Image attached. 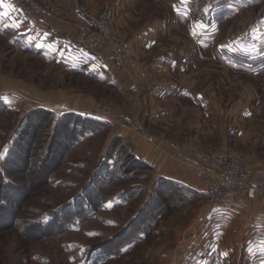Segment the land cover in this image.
<instances>
[{"label": "rangeland", "instance_id": "1", "mask_svg": "<svg viewBox=\"0 0 264 264\" xmlns=\"http://www.w3.org/2000/svg\"><path fill=\"white\" fill-rule=\"evenodd\" d=\"M5 1L30 18L74 26L75 45L95 54L97 60L103 58L113 64L120 78L113 72L104 74L103 70L88 68L91 62H86L88 65L81 66L79 71L64 68L51 54L33 53L0 25V94L9 101V111L3 113L0 110V169L5 172L4 182L19 184V179L28 175V171L16 173L22 167L20 156L23 159L26 155L29 161L35 164L42 161L43 164L39 146H33L27 154L26 146L16 147L14 154L20 163L5 164L8 150L18 132L27 126L25 119L31 112L44 110L51 113L50 120L37 119L29 126L34 128L32 132L39 140L46 139L44 145L52 139L54 154L66 150L67 141L73 134L69 124L60 121L66 114H76L67 109L66 103L72 106L73 99H79L82 103L76 106L77 115L89 117L88 120L93 119V122L100 121L81 138H70L73 144L65 151L59 168L47 184L41 183L27 195L18 192L17 197L28 196L22 204L14 205V209H19L18 217L30 221L32 217L62 208L87 185H93V177L104 183L103 188L97 186L102 204L92 217L60 236L25 235L20 228H6L7 217L0 215V264H264V260H258L254 248L245 249L247 216L238 221L235 219L228 228L222 225L215 240L211 236L212 228L204 230L200 225L203 220L198 219L202 210L212 207L208 196L179 204L175 194H167V185L156 184L162 170H154L147 164L143 157L148 152H144V156L139 154L130 142L114 133V127L121 125L140 129L147 137L162 131L158 141L161 146L155 145L154 158L163 148L161 142H173L191 155L200 150H212L208 148L236 153L251 171L261 170L260 167H264V68L255 73L233 71L212 61L207 57L208 53L206 58H191L190 64L194 68L200 66V71L194 75L200 81H192V86L203 95L208 92L206 97L213 103L207 105L209 118L201 121L209 132L196 136L191 127L184 128L180 119L147 125V119L141 118L140 90L148 75L147 55L138 54L128 38L117 31L118 18L113 13V0H95L93 11L82 9L88 21L99 19L106 7L111 8L113 38L104 39L100 46L81 36L80 27L86 22L69 20L47 1ZM180 1L129 0L130 6L122 19H132L131 30H140L155 19L173 23L169 20L175 19L172 7L173 4L178 6ZM190 1L185 2V19L202 25L210 23L207 9L215 0H196L192 6ZM253 2V7L239 12L222 26L218 42L228 35L239 34L255 19H264V0ZM198 16L200 20L196 21ZM165 32L168 34H164L165 38L160 39L159 44L170 50L180 46L186 38L185 29L178 25L166 27ZM118 38L130 44L138 67L120 68L115 63L113 41ZM155 50L158 53L159 48ZM256 65L264 67V62ZM117 79L127 81L126 85ZM247 112L252 113L251 117L243 119L242 115ZM162 126L168 128L167 131ZM124 170L129 174H124ZM28 178L34 186L41 182L36 174ZM17 197L12 195L11 200ZM257 200L264 202L261 198ZM98 246L109 255L101 258L92 253Z\"/></svg>", "mask_w": 264, "mask_h": 264}, {"label": "crops", "instance_id": "2", "mask_svg": "<svg viewBox=\"0 0 264 264\" xmlns=\"http://www.w3.org/2000/svg\"><path fill=\"white\" fill-rule=\"evenodd\" d=\"M44 1L51 3L56 11L65 14L69 20L80 23L86 22L82 9L90 8L93 11L95 8L92 4L95 0ZM186 1L181 0L178 6L173 4L172 12L175 19H169L173 23H167L164 19H155L153 23L146 24L140 30H131L132 19H122L130 6L129 0H113L112 8L114 15L118 18L117 31L128 38L138 54L147 55L148 75L140 87L142 120L147 119V125H154L167 124L180 119L179 121L184 123V128L190 129L191 127L196 132V136L207 135L209 129L207 130L201 121L209 118L207 105L213 103L206 97L208 92L203 95L192 86V81H200L194 76L200 71V66L194 68L192 63L190 64L191 58L193 60L197 57L206 58V53H208V58L230 70H245L251 73L262 71L264 67L256 64L260 61L264 62V19H255L239 34L228 35L224 41L218 42L222 26L233 20L231 18L239 12L253 7V0H231V2L215 0L207 9V14L211 19L210 23L204 25L191 23L190 20L185 19L187 17ZM0 25L6 28L11 36L20 39L23 45L32 52L40 51L51 54L55 57L56 63L64 68L76 70L83 65H88L86 62H91L88 68L103 70L104 74L113 72L120 78L113 64L107 63L103 58L97 60L75 45L74 26L52 23L36 17L30 18L16 11L5 0H0ZM173 25L183 27L186 38L180 46L170 50L165 47L166 45H161V47L159 43L165 38L164 34H168L165 32L166 27ZM156 48H159L158 53ZM242 48L245 50L242 51ZM105 53L108 54V51ZM122 80L117 79L120 82ZM121 83L125 84L127 81L123 80ZM3 96L4 94H0V104L7 107L9 101ZM79 103L82 101L75 98L71 103L72 106L67 103L65 105L71 112L75 111L73 113L79 114L76 107ZM14 105L12 103V106ZM251 115L252 113L247 112L242 115V118L249 119ZM161 128L165 131L168 129L163 126ZM231 129L229 128V131H232ZM114 133L130 142L139 154L143 155L144 152H148L143 158L152 169L162 170L158 178L178 182L191 189H196L203 194L202 197H207L205 185L194 178L189 160L191 152L173 142H161L163 148L154 158L155 145L161 146L158 141L162 138V131L147 137V134L140 133V129L134 130L132 127L121 125V127H114ZM208 149L216 150L215 148ZM262 168L264 169L260 167ZM246 216L245 249L254 248V251L258 253V260H264V202L257 199L249 201L241 195L232 196L217 208L209 207L205 211L202 210L198 219L203 220L200 225L204 230L212 228L211 236L217 240V231L222 225L228 228L235 219L238 221Z\"/></svg>", "mask_w": 264, "mask_h": 264}, {"label": "trees", "instance_id": "3", "mask_svg": "<svg viewBox=\"0 0 264 264\" xmlns=\"http://www.w3.org/2000/svg\"><path fill=\"white\" fill-rule=\"evenodd\" d=\"M35 54H41L40 51L33 52ZM75 71H79L76 69ZM1 107V111L4 113L5 111H9L7 107ZM48 119L51 118V113L44 110H35L31 112L28 117L25 119V123L27 126H24L21 132H18L16 135L15 141L12 143V147L8 150V155L5 159V164L8 163H20L18 158L16 157L15 149L16 147L22 148L23 146L27 147V152L31 150L33 146H39L40 154L43 156V164L42 161L38 163H33L25 157L20 156L22 167L16 173L24 174L25 171H28V175L24 174L23 179H19V184H15L14 182H4V173L0 169V215H4L7 217L8 225L6 228H20L21 231L26 235L32 236H60L65 234L66 232L70 231L71 229L78 227L79 225L87 222L94 212L101 206L102 195L98 193V187L103 188V182L98 179L97 177H93L92 183L93 185H87V187L77 196H75L70 202L66 203L62 208L52 210L45 214H40V216L32 217L31 220H22L18 217V208L14 209V205L17 203H23L27 200L28 196L26 197H17L18 192L25 193V195L32 193L38 186L42 184H47L48 179L50 176L59 168L61 160L65 151L73 144L71 139L75 137L73 140H77L81 138L83 135H86L91 131V127L97 125L100 121H91L88 120L89 117L77 115V114H66L64 115L60 121L64 124H69L70 130L73 133L72 136L67 141L66 147L61 149V152L58 154H54L53 147L54 143L51 140L47 141L44 145V141L46 139H40L36 134H34V128L30 127V122L34 120L40 119ZM59 121V122H60ZM54 132V131H53ZM52 144V145H51ZM51 146V149L48 150V147ZM63 150V151H62ZM15 156V157H14ZM10 160V162H9ZM12 161V162H11ZM124 174H129L128 170L123 171ZM36 174L39 176L40 183L34 186L33 181L31 178H28L29 175ZM106 174V173H105ZM107 175V174H106ZM160 183L161 185H167V194L176 195L177 201L179 204L183 205L186 201H194L195 199L202 198L203 194H201L196 189H191L186 187L178 182L166 180L163 178H159L156 181V184ZM96 186V187H95ZM12 195L14 197V201L11 200ZM90 197V198H89ZM93 197V198H92ZM11 200V201H10ZM31 238V237H29ZM124 245V244H123ZM122 245V246H123ZM119 249H121V247ZM92 253H97V256H101L104 258L105 255L108 256L109 254L103 250L100 246L94 248ZM112 255V254H111Z\"/></svg>", "mask_w": 264, "mask_h": 264}, {"label": "built area", "instance_id": "4", "mask_svg": "<svg viewBox=\"0 0 264 264\" xmlns=\"http://www.w3.org/2000/svg\"><path fill=\"white\" fill-rule=\"evenodd\" d=\"M19 1V0H18ZM196 0H191L193 5ZM18 5H20L17 2ZM17 9L18 6L13 4ZM99 19H88L86 24L80 27L81 36L95 41L100 46L104 39L111 40L112 26L114 19L111 8L106 7ZM200 16L195 19L196 21ZM113 59L120 67H138L135 56L128 42L122 39L113 41ZM82 51L95 55L92 52L76 45ZM134 89V87H133ZM190 164L196 181L204 184L207 188L209 206L217 208L228 198L243 195L247 200L261 198L264 200V169L251 171L244 163L243 158L236 154L222 149L200 150L190 155Z\"/></svg>", "mask_w": 264, "mask_h": 264}, {"label": "snow or ice", "instance_id": "5", "mask_svg": "<svg viewBox=\"0 0 264 264\" xmlns=\"http://www.w3.org/2000/svg\"><path fill=\"white\" fill-rule=\"evenodd\" d=\"M241 50L244 51L245 49L242 48Z\"/></svg>", "mask_w": 264, "mask_h": 264}]
</instances>
